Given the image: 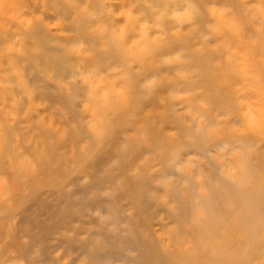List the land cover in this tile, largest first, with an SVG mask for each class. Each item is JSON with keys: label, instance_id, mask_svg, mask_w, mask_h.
Wrapping results in <instances>:
<instances>
[{"label": "rangeland", "instance_id": "obj_1", "mask_svg": "<svg viewBox=\"0 0 264 264\" xmlns=\"http://www.w3.org/2000/svg\"><path fill=\"white\" fill-rule=\"evenodd\" d=\"M212 256L264 264V0H0V264Z\"/></svg>", "mask_w": 264, "mask_h": 264}, {"label": "bare ground", "instance_id": "obj_2", "mask_svg": "<svg viewBox=\"0 0 264 264\" xmlns=\"http://www.w3.org/2000/svg\"><path fill=\"white\" fill-rule=\"evenodd\" d=\"M114 42L111 40H107L106 41V44H113ZM117 43V42H116ZM239 227V223L236 221V220H234L233 222H232V224H231V228H238ZM212 231V234L213 235H215L216 234V230L215 229H213V230H211ZM206 232L204 231V230H200L199 231V235H200V237H206V234H205ZM208 235H209V232L207 233ZM210 261L213 263V264H217V259H216V257H214V256H212V257H210Z\"/></svg>", "mask_w": 264, "mask_h": 264}]
</instances>
